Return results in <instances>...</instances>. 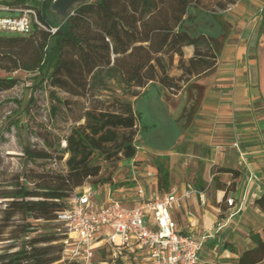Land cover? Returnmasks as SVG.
<instances>
[{
    "label": "trees",
    "instance_id": "1",
    "mask_svg": "<svg viewBox=\"0 0 264 264\" xmlns=\"http://www.w3.org/2000/svg\"><path fill=\"white\" fill-rule=\"evenodd\" d=\"M53 1L4 3L11 12L20 5L34 15L29 13V34L0 36V70L31 74L35 85L45 83L66 94L60 98L50 93L52 114L61 108L75 113L61 149L53 144L22 149L27 161L61 162L67 154L62 172L45 169L33 180L15 173L8 184L0 182V264H80L64 254L67 236L58 214L74 190L89 180L95 186L112 182L113 171L104 176V164L116 167L120 160L135 157L139 114L133 104L144 88L157 84L177 94L181 84L215 67L213 39L188 26L223 13L239 0H88L63 18L52 12ZM185 47L192 48L188 58ZM18 83L0 77V92ZM156 167L158 188L164 190L169 180L166 164L157 160ZM255 203L264 213V195ZM249 237L254 246L237 264L264 259V228ZM106 256L104 245L95 248L93 260Z\"/></svg>",
    "mask_w": 264,
    "mask_h": 264
},
{
    "label": "crops",
    "instance_id": "2",
    "mask_svg": "<svg viewBox=\"0 0 264 264\" xmlns=\"http://www.w3.org/2000/svg\"><path fill=\"white\" fill-rule=\"evenodd\" d=\"M221 14L228 16L230 31L224 32L222 25L217 28L215 39L220 45L212 70L181 84L175 95L150 84L158 89V106L178 112L173 140L165 146L137 145L130 159L135 172L119 181L114 169L112 182L92 187L100 194L97 202L111 197L127 207L136 204V184L147 189L149 196L180 198V206L172 211L177 230L207 236L197 264H237L240 255L254 246L250 233H261L264 228V213L255 203L264 195V0H239ZM198 29L206 35L213 30ZM184 53L190 57L192 48L185 47ZM150 85L135 103L148 99ZM140 113L137 127L143 129ZM137 132L140 140L141 130ZM157 160L166 164L169 173L164 190L158 188ZM188 187L204 195L193 192L183 198ZM225 198H233L239 209L216 231V223L231 211ZM101 245L106 260H94V264H144L129 250L112 260L114 249L102 241L96 247ZM258 264H264V259Z\"/></svg>",
    "mask_w": 264,
    "mask_h": 264
},
{
    "label": "built area",
    "instance_id": "3",
    "mask_svg": "<svg viewBox=\"0 0 264 264\" xmlns=\"http://www.w3.org/2000/svg\"><path fill=\"white\" fill-rule=\"evenodd\" d=\"M25 11L33 14V11ZM33 20L41 26L35 16ZM0 29L29 34L31 19L26 16L0 18ZM51 31L53 33L55 29ZM235 146L238 148L237 143ZM193 192L204 195V192L188 187L182 197L189 198ZM93 193L88 186L74 190L66 208L57 216L67 236L64 254L71 261L94 264V250L97 243L102 241L114 249L112 260H117L123 251L129 250L135 254V259H141L144 264L198 263L207 236L197 237L177 230L172 211L180 206V198L173 194L149 196L143 186L136 184V204L127 207L119 199L111 197L106 202L92 201ZM226 205L231 211L225 219L216 223V231L239 209L233 198H227Z\"/></svg>",
    "mask_w": 264,
    "mask_h": 264
},
{
    "label": "rangeland",
    "instance_id": "4",
    "mask_svg": "<svg viewBox=\"0 0 264 264\" xmlns=\"http://www.w3.org/2000/svg\"><path fill=\"white\" fill-rule=\"evenodd\" d=\"M14 1L0 0V18H19L22 16L31 18L30 14L21 9L22 6L16 5L17 8H14L12 10L14 12H11L10 7L4 4ZM22 10L21 16L14 14L16 11ZM51 19L53 22L56 21L53 16ZM196 24V27L193 24H188V27L192 31L196 28H202L205 31L209 27L213 29L207 35L213 39L216 49L220 45V42L215 39L217 28L222 25L225 29L224 32L230 31L228 16L223 14L198 18ZM17 34L19 32L0 29V36ZM7 76L18 79L19 83L10 90L0 92V182L8 184L15 173H24L33 180L37 179V176L45 169H56L57 172H62L64 170L63 160L67 157V154H65L61 162L58 160L54 162L43 160L27 161L22 155V149L26 146L36 149L49 148L47 144H53L51 145L52 148H62L64 145L63 138L74 124L73 115L75 111L73 112L72 109L71 114L68 109L61 108L56 114H52L50 107L54 102H52L50 93L54 91L56 96L60 98L67 97L66 94L49 88L45 83L42 86L35 85L31 74L22 71L6 73L0 70V77ZM157 91L156 86L150 85L148 87V99H141L136 103L134 101V109L139 115H141L140 111L142 112L145 124L143 129L137 127V130H141V139H137V145L144 144L148 147L165 146L175 137L176 131L173 121L178 118V112H168L164 108L159 107ZM167 93L172 95L169 92ZM160 96L163 97V95ZM45 136H48V143L45 140ZM112 167L104 164L102 168L103 170L105 169V174L103 172V175L107 176L109 172L115 169L113 176L119 181L126 179L128 175L135 172L132 170L133 162L130 159H123L118 162L116 168H114L115 166ZM93 182V180H89L84 186L92 188L95 186ZM146 192H148L147 189ZM99 196L100 194L94 191L91 200L97 201ZM64 231V227L61 225V232Z\"/></svg>",
    "mask_w": 264,
    "mask_h": 264
},
{
    "label": "water",
    "instance_id": "5",
    "mask_svg": "<svg viewBox=\"0 0 264 264\" xmlns=\"http://www.w3.org/2000/svg\"><path fill=\"white\" fill-rule=\"evenodd\" d=\"M88 0H54L51 4V10L59 18L66 16L78 4Z\"/></svg>",
    "mask_w": 264,
    "mask_h": 264
}]
</instances>
